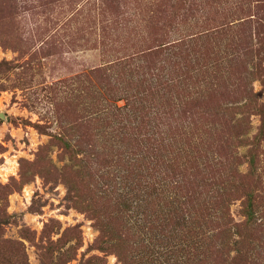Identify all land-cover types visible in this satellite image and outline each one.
Here are the masks:
<instances>
[{
    "label": "rangeland",
    "instance_id": "rangeland-1",
    "mask_svg": "<svg viewBox=\"0 0 264 264\" xmlns=\"http://www.w3.org/2000/svg\"><path fill=\"white\" fill-rule=\"evenodd\" d=\"M0 264H264V0H0Z\"/></svg>",
    "mask_w": 264,
    "mask_h": 264
}]
</instances>
